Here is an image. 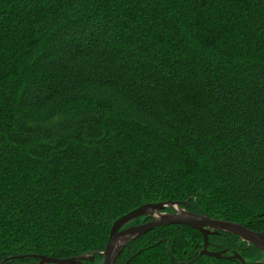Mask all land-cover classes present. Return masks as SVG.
<instances>
[{
    "label": "trees",
    "instance_id": "trees-1",
    "mask_svg": "<svg viewBox=\"0 0 264 264\" xmlns=\"http://www.w3.org/2000/svg\"><path fill=\"white\" fill-rule=\"evenodd\" d=\"M167 202L264 234V0H0V263L102 264ZM204 242L163 226L115 264H264Z\"/></svg>",
    "mask_w": 264,
    "mask_h": 264
},
{
    "label": "water",
    "instance_id": "water-1",
    "mask_svg": "<svg viewBox=\"0 0 264 264\" xmlns=\"http://www.w3.org/2000/svg\"><path fill=\"white\" fill-rule=\"evenodd\" d=\"M182 203L167 202L158 204H145L117 219L112 225L110 235L105 247L102 264H115L118 256L124 247L138 238L145 235L156 228L163 226L181 225L201 232L204 236V248L202 254L214 258H224L221 253L208 252V236L213 232H228L240 237L248 245H253L264 253V234L250 230L242 224H237L225 220L211 219L206 216L193 215L181 208ZM177 207L179 210L175 209ZM166 208L172 209L173 213L162 212ZM143 216H150L151 221L140 225H134L124 228L132 221ZM22 259L24 257H18ZM37 264H76L78 260L84 257L70 259H56L46 256H36ZM240 260L241 264H245L244 259L240 256H234ZM230 259V258H227ZM3 264V263H0Z\"/></svg>",
    "mask_w": 264,
    "mask_h": 264
},
{
    "label": "rangeland",
    "instance_id": "rangeland-1",
    "mask_svg": "<svg viewBox=\"0 0 264 264\" xmlns=\"http://www.w3.org/2000/svg\"><path fill=\"white\" fill-rule=\"evenodd\" d=\"M172 210V209H171ZM164 213H167V214H169V213H171L170 211H167V212H164ZM103 257V256H102Z\"/></svg>",
    "mask_w": 264,
    "mask_h": 264
},
{
    "label": "bare ground",
    "instance_id": "bare-ground-1",
    "mask_svg": "<svg viewBox=\"0 0 264 264\" xmlns=\"http://www.w3.org/2000/svg\"><path fill=\"white\" fill-rule=\"evenodd\" d=\"M175 209L179 210L177 207H175Z\"/></svg>",
    "mask_w": 264,
    "mask_h": 264
},
{
    "label": "flooded vegetation",
    "instance_id": "flooded-vegetation-1",
    "mask_svg": "<svg viewBox=\"0 0 264 264\" xmlns=\"http://www.w3.org/2000/svg\"><path fill=\"white\" fill-rule=\"evenodd\" d=\"M37 264V263H36Z\"/></svg>",
    "mask_w": 264,
    "mask_h": 264
}]
</instances>
